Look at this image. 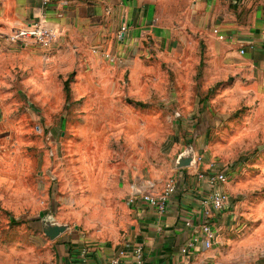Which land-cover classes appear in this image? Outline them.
Instances as JSON below:
<instances>
[{"label":"rangeland","instance_id":"1","mask_svg":"<svg viewBox=\"0 0 264 264\" xmlns=\"http://www.w3.org/2000/svg\"><path fill=\"white\" fill-rule=\"evenodd\" d=\"M11 28L0 32L7 62L0 65V264H63L74 240L83 250L110 238L128 215L131 186H163L189 170L177 161L190 148L201 163L238 169L234 183L242 178L231 191V224L215 244L218 264H264V111L245 82L223 78L208 50L211 33H190L185 57L163 56L161 43L150 44L151 72L137 82L136 94L129 68L122 71L116 102L126 111L84 129L79 110L88 98L65 88L74 74H36L41 50L21 43L12 50L5 39ZM47 86L54 96L43 95ZM47 220L66 228L52 238Z\"/></svg>","mask_w":264,"mask_h":264},{"label":"crops","instance_id":"2","mask_svg":"<svg viewBox=\"0 0 264 264\" xmlns=\"http://www.w3.org/2000/svg\"><path fill=\"white\" fill-rule=\"evenodd\" d=\"M43 2L0 0V32L22 26L41 14ZM46 13L49 23L58 30V38L50 49L36 45L42 55L36 58L38 68L35 73L41 71L47 76L60 72L74 74L69 94L88 98L86 107L79 110L80 128L108 125L114 120L109 119L113 114L119 116L126 111L116 102L120 96L122 71L129 68V80L135 93L134 89L139 87L137 82L151 72L148 59L151 45L161 43L160 54L163 56L185 57L189 49V34H197L200 30L212 35L207 39L208 50L214 54V64L218 61L222 66L223 78L234 75L241 85L245 82L249 89L255 91V97L261 98L259 109L264 111V0H242L239 3L233 0H68L66 3L49 0ZM122 24H127L128 28L120 39L118 34ZM215 27L227 35L226 39H220L214 33ZM161 33L164 35H159ZM5 39L11 43V49L16 50L14 45L17 43ZM190 41L193 43L195 40L192 38ZM241 47L245 48V53L240 52ZM102 50L119 54L120 61L110 62ZM3 61L0 57V65L5 68L7 62ZM200 61L201 56L197 55L194 62L199 64ZM6 72L15 73L9 67ZM43 91V95H55L48 86ZM225 95L230 96L229 89ZM97 114L100 119L93 121ZM182 154H191L192 163L188 165L189 170H179L172 176L178 183V189L171 196L165 212L147 204H129L128 197L137 190L157 191L162 188L159 184L135 182L126 199L129 212L120 228L110 238L91 242L86 254L82 252L80 243L74 240L65 246L61 260L106 264L111 256L125 248L120 264H138L133 248L141 243L144 247L141 264H218L219 247L216 245L205 248L199 243L187 253L182 251L186 241L199 232L197 223L202 220L200 196L211 190L208 183L198 179L197 170L214 169L206 161L198 163L196 157L199 152L193 148ZM237 170L224 185L231 194L243 185L242 178L234 183L239 176ZM183 188L187 191L183 192ZM189 219L194 223L187 224ZM232 219V211H226L215 222L220 229L215 244L221 242V235L229 228Z\"/></svg>","mask_w":264,"mask_h":264},{"label":"built area","instance_id":"3","mask_svg":"<svg viewBox=\"0 0 264 264\" xmlns=\"http://www.w3.org/2000/svg\"><path fill=\"white\" fill-rule=\"evenodd\" d=\"M242 0H233L234 3H239ZM68 2V0H63V3ZM44 9L35 18L28 21L22 26H17L11 28L6 33V38L12 43H21L24 45H38L47 49L53 47L54 43L58 38V30L49 23L46 8L48 6L49 0H44ZM127 24H122L119 28V38L123 39L124 34L127 30ZM214 33L220 39H226L227 35L220 32L218 28L213 29ZM96 51V49H94ZM241 53H245V48L241 47ZM103 56L112 63L120 61L119 54H112L105 50H102ZM203 156L199 154L196 157V161L201 162ZM210 166L214 169L210 170H197V177L201 181H205L211 187V190L200 196L201 198V214L202 220L197 223L199 232L193 234L183 245L182 251L187 253L191 249L195 248L197 244L202 243L205 248H212L215 245L216 240L219 237L218 226L215 222L221 217L226 211H234V197L230 192L224 187L227 183L232 173L234 172V167L229 164L226 166L218 167L217 164L210 162ZM178 183L175 179L171 178L165 182L160 190L157 191H136L128 197L127 202L131 205L140 206L147 204L156 207L159 211L165 212L168 207V202L171 196L177 191ZM183 192L187 189L183 188ZM194 221L189 219L187 224H193ZM88 249L83 248L82 252L86 254ZM125 253V248L119 250L116 255L111 256L106 264H120L121 256ZM133 253L136 257L138 264L143 263L144 260V247L141 243L135 244L133 248ZM63 264H79L75 260L65 262ZM180 264H185L181 262Z\"/></svg>","mask_w":264,"mask_h":264},{"label":"water","instance_id":"4","mask_svg":"<svg viewBox=\"0 0 264 264\" xmlns=\"http://www.w3.org/2000/svg\"><path fill=\"white\" fill-rule=\"evenodd\" d=\"M193 156L191 154H181L178 158L177 165L181 167H186L192 163ZM45 232L52 238L58 236L65 230L64 225H57L50 222L49 220L45 221Z\"/></svg>","mask_w":264,"mask_h":264},{"label":"trees","instance_id":"5","mask_svg":"<svg viewBox=\"0 0 264 264\" xmlns=\"http://www.w3.org/2000/svg\"><path fill=\"white\" fill-rule=\"evenodd\" d=\"M65 88L67 89V92H68V94H69V92H70V86H69V81H68V79L65 81Z\"/></svg>","mask_w":264,"mask_h":264}]
</instances>
